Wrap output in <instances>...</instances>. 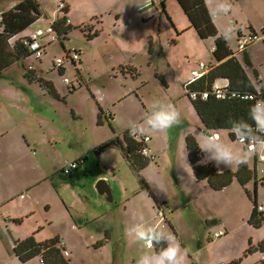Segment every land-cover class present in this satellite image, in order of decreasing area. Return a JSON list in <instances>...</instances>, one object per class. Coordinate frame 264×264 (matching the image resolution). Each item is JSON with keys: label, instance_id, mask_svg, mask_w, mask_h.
<instances>
[{"label": "crops", "instance_id": "1", "mask_svg": "<svg viewBox=\"0 0 264 264\" xmlns=\"http://www.w3.org/2000/svg\"><path fill=\"white\" fill-rule=\"evenodd\" d=\"M18 1L19 0L16 2ZM63 1L65 5H67L68 10L65 14L59 11L58 16L61 14L66 16L71 26H79L81 24L90 25L91 32L94 30H98V34L100 32L101 21H99L98 18L96 19L97 14L105 11H113L116 12V18L120 19L121 10L123 8H128L131 9L141 21H148L154 18L157 19L159 28H161L162 21H164L169 27L170 32L178 37L176 38L173 35L170 36L171 44H173V39H176V43H179L184 35L194 29L198 31V33L200 31L202 32V37L200 38L201 42L205 40L211 41L212 38V41L216 42L218 46H212L209 50L206 48L208 55L204 58L200 56L195 66H186L180 70L183 72V80L180 86L182 89L180 91L182 96H186L190 101L192 108L190 109L189 107V112L192 115L193 122L190 124L183 113V109L179 110L178 107L175 106L178 111H182L180 113V123L165 131H147V120L151 117L149 107H153L155 104H151L144 98V94L139 92V89L144 86L143 83L145 81L143 80H139L133 86H128V91L132 90L131 93H121L117 96L113 95L109 99L108 104H105L103 102L105 98L102 89L97 85H90L89 77L83 68L85 61L82 60V52L80 50L77 49L80 53L78 61H66L67 63H65V66L63 65L60 69L57 68L59 78L66 85L60 92L57 90L58 88H56L54 80L47 77V69H42L40 66L36 71L33 67L32 71L34 74H30L31 77L37 80L46 78L53 83V92H49L46 89L48 95L46 96L45 93L43 94L42 97L44 101L39 95L37 96L36 101L42 108L45 106L48 108L49 106H54L56 102L66 105L68 104V99L78 89H81L83 86L86 87L88 99L90 102H94V104H92L93 111L90 115L95 117L97 125L107 124L112 130L111 134L102 142L115 137L122 138L124 132L128 130L130 126L144 127L145 132L142 135L140 134V136H149L147 142L136 140L134 136L129 134V130L128 134L133 140L141 144V148L146 146L149 150L150 157L141 153L149 159V161L140 171L147 184V188L141 187L135 172H133L120 147L108 148L96 155L94 151L102 143L101 142L93 149L85 150L80 155L75 156L73 159L83 156L84 159L83 161L81 160L76 170L68 175H64L62 173L64 165L60 166L58 170H56L54 166L55 155L54 150H50V141L44 139L39 140L35 137L29 138L30 142L35 143L37 147L42 146L44 151H46L47 159L44 160V163L47 167L46 170H43L42 173L35 178L32 176L30 170L35 167V165H28V170L24 173L17 159H14L12 162L7 160L5 164L0 167V240L2 244L7 245V251H5L4 255L7 261L3 262L0 258V264H40L39 256L43 254V251H41L38 256L30 258L27 261L19 260L14 253L16 242L31 235H33L35 241L39 243H45L42 241L47 239H55L61 249L65 248L69 252V259L67 257L65 258L67 264H137L138 261L140 264H159L161 259H163L164 264H169L167 258L162 257V252L170 243L175 244L176 241L180 245V251L177 253L176 257L178 264H205V253L203 252L207 250L208 258L211 255V243L214 242L211 234L220 227H226L228 233L222 236L226 238L230 231L233 233V230L238 226L236 222H233V216L230 218L228 213L221 211L217 197L218 193H214L215 191H220L232 185L234 182H237L240 186V191H237L230 197V201L236 204H239L241 201L243 204V209L240 212V219L242 223L245 224V227L240 232L239 242H241L244 247L241 250L227 254L226 257L224 256L225 254L222 253L218 256V259H220L216 264H225V262L229 264V262L239 258L247 247L249 240L251 243L257 244L264 235L263 233L260 235L252 231L250 227H255L248 222L254 207V200L256 201L257 211L261 212L258 210L257 206L264 195L259 196L257 193L258 183L256 166L260 163L264 165V162L260 159L261 155H264V146L257 149L258 151H254L249 161L244 164L248 175H250V178L244 182L245 184H241L235 177L227 186L221 189H214L208 183V178L197 179L193 170V164L189 158L187 147V140L189 137L194 138L199 149H204L203 151L200 150L202 153V162L210 164L219 172L225 170L236 172L241 164L239 166H229L224 160L218 161L216 159L218 153L228 152L231 153L233 157H246L252 150H248L239 142L237 136L231 138L227 129H206L193 106L192 98H190L186 90H184V84L193 76V71L199 72L198 79L206 75L211 70V66L218 65L228 58L235 56L244 67H247V70L245 69L246 74L253 88L257 93H262L264 96V90L258 91L255 87V82H257L261 88H264V72H260L257 68L259 61L264 63V24L261 23L259 26H254L252 20H249L247 29H249L252 34L258 35L257 40L249 42L247 39L244 41L242 37H246L247 33L240 28L241 25H237V19L231 18L229 13H227L228 17L224 12L223 15L225 17L221 16L215 19L216 16L220 14H216L212 10L211 0H209V4L207 5L205 0H120L122 2V8L119 10L117 8L119 0H80V2H82V9L79 11L78 9L80 8L76 4V0ZM85 1L86 3L94 4L96 8L90 9L88 5L85 4ZM16 2L10 4L8 8L13 6ZM4 10L5 9L2 11ZM87 15L93 16L85 21ZM53 20L52 18L48 20L46 29L34 31L44 34V36H41L44 37L46 44L51 42V34L47 31ZM30 25H28V27ZM231 25L236 27L234 36L237 37V42L234 43L229 39L231 35L229 28ZM147 41L150 46V48H148L150 50L148 53L154 51L160 52V46L154 41L152 36H149ZM62 48L65 53L70 51L64 46ZM187 50L186 57L189 60L195 52H190L188 48ZM45 54L46 46L44 45L42 56ZM42 56L38 59L39 61H41ZM83 56L85 55L83 54ZM241 56L243 62L240 59ZM57 57H60V54H56V58ZM19 62L20 61L14 63L5 70L7 71L13 68L12 76H14L15 79H19V77L24 78L25 71L27 70L26 66L28 64L22 62L20 66L23 67L22 64H25L26 70L17 72L18 70L14 66ZM200 62H203L207 67L200 69ZM122 65L126 67L122 68ZM69 67L72 69L71 71L68 70ZM107 72L110 78L117 79L118 77H122L124 80L131 78L132 83H134V78L137 79L139 77L133 65L119 63L118 61L110 65V67L107 68ZM64 73H75L76 80L69 77V83L64 82V78L68 77L67 75L63 77ZM25 77L29 82L35 80L29 79L27 76ZM154 77L163 88H168V81L164 73L156 70L154 71ZM216 84H229V80L226 78H217L213 81L212 85ZM27 94L26 106L30 107L33 103L32 94L29 92ZM130 94H133L132 97L140 108V113H143L145 117L142 116L137 119L134 117V113L131 116L129 115L121 126L122 131L116 132L112 127V124L115 126L118 124L116 108L120 103H123L129 98L131 96ZM259 106L256 105V107ZM98 110L101 111L99 116H97ZM126 112L129 114L131 111L127 110ZM140 113L139 116H141ZM127 114L125 115L127 116ZM79 115L83 117L84 112H79ZM261 118V124L259 120L256 119L258 127H264V118L262 116ZM39 119L45 124L50 120V117L43 114ZM172 131H174V134H172ZM221 131H225L226 135L222 136V133H220ZM5 133L6 131L0 134L4 136ZM18 135L20 137L19 140H8L1 137L0 146L4 147L7 153H12L14 155L16 152L14 147H21L24 145V142H27V136L24 131L22 135L18 131ZM8 142H11V145L8 144ZM261 143H264V141H261ZM233 145H235V147H233ZM10 146L11 149H8ZM110 153L116 154V156L124 162L127 168V177L130 179L129 172H131L138 185L133 186L130 181L125 183L123 178L124 173L120 175V172L116 171L114 162L111 164L107 162ZM89 158H91L94 163H97V167L95 168L98 169L97 173L93 172V174H91L92 180L90 183L88 181H81L82 177H87L88 173L92 171V168L85 166V162L89 161ZM217 164L219 168L215 166ZM57 173L59 174L58 179H56ZM134 180L131 179V181ZM38 181H46L48 185L42 190H38L37 193V191L33 189V186ZM261 181L263 183L264 178ZM156 185H159L160 189ZM143 194H147L149 199L147 200ZM29 197L33 202L35 201L34 197L40 199L39 211L43 209L47 210L50 208L51 203H56L57 199L61 200L63 205L59 215L67 213L69 217L71 216L70 219L56 221L53 217L49 218L47 223L49 226V236L41 240L40 234L46 230V227L39 226L40 229H43L36 233L37 226L25 225L27 219L30 217L28 210L26 208H23V210H15V207H18L16 199H29ZM160 202L164 203L167 207L165 216L168 223L166 227H164L165 225H163V222L157 220L155 207ZM10 203H12L11 209L4 210V207ZM24 205L26 207L29 206L28 203H24ZM71 205L81 208L84 212L87 211L86 217L76 220L70 212ZM88 210L90 211L88 212ZM147 212H155V217H146ZM103 221H105V223ZM157 223L160 227L158 228L160 231L158 233L164 235L167 242L166 247L161 252H157V239L152 238V245L148 246L146 241L140 239L138 236V232L140 231H144L145 233L151 231L152 234L155 233ZM144 225L146 227H144ZM228 226L231 227V230ZM20 228H24V230L18 232ZM165 228H167V230H165ZM247 228L249 229L247 230ZM169 234L174 237L176 241L173 240ZM222 237L215 241L222 242ZM258 254V256L253 257L250 259V262L246 264H253L264 259V254L260 252ZM62 256L64 257L63 254ZM47 263H49V260Z\"/></svg>", "mask_w": 264, "mask_h": 264}, {"label": "rangeland", "instance_id": "2", "mask_svg": "<svg viewBox=\"0 0 264 264\" xmlns=\"http://www.w3.org/2000/svg\"><path fill=\"white\" fill-rule=\"evenodd\" d=\"M16 1L17 0H0V12L3 9L8 8L10 4ZM38 1L40 3V11L42 12L41 17L28 28L24 29L20 36L21 41L23 42V39L29 34H36L39 41L42 43V54L44 51V45L46 46V54L43 56L41 54V61L38 60L41 56L37 58L35 55H31L27 57V59L20 60V62L14 66L18 70L17 72L25 71V64H28V68L31 70L34 67L36 71L41 66L42 69L48 70L47 77L54 80V84L56 85V88H58L57 90L59 92L62 91V88L66 85L59 78L57 68L55 69L53 61L56 59V54H60V57L65 58L63 64L64 66L65 63H67L66 61H70L67 53H65L61 46L60 42H63V46L66 49L72 50V48H75L82 52V60L85 61L83 68L89 77L90 85H97L102 89L105 98L103 102L105 104H108L109 99L113 95L117 96L121 93H131L132 90L128 91V86H133L139 80H143L145 81L143 83L144 86L139 89V92L144 94V98L147 101L151 104H155V106L149 107L151 117L148 120L153 118L155 113L167 109L166 107H168V103H171L174 107H178L179 110L183 109L185 117L189 123L192 124L193 119L191 113L189 112V107L190 109L192 108L190 101L186 96H182L180 91L182 89L180 86L183 80V72L180 70L186 66H195L200 56L204 58L208 55L206 48L209 50L212 46L217 47L218 44L213 42L212 38L211 41L205 40L201 42L200 38L202 37V32L200 31L198 33V31L193 29L184 35L180 39L179 43L171 44L170 36H175V34L170 32L169 27L164 21H162L161 28H159L157 19L154 18L148 21H141L131 9L123 8L121 10L120 19L116 18V12L113 11H105L97 14L98 20L101 21L100 32L91 40L85 38V34L81 32L78 26H72L67 33V38L62 41L56 38L54 36L56 33L49 28L47 32L51 34V42L46 44L44 37H42L44 34L41 32V34H39L34 31L46 29L48 26V20L50 18L56 19L58 17V10L61 5V1ZM76 4L80 8L78 11L81 10L82 2H80V0H76ZM85 4L88 5L90 9L96 8V6L92 3H86L85 1ZM230 4L232 5L231 10L229 12H225L224 9ZM117 8L118 10L122 8V2L120 0ZM211 8L216 14H220L216 16L215 19L224 16V12L227 17V13H229L231 18L237 19V25H241L240 28L247 33L246 36L251 34L249 29H247L249 20H252L254 26H259L261 23L264 24V0H232V2L231 0H211ZM60 16H62V14ZM92 16L93 15H87L85 21L92 18ZM149 36H152L154 41L159 44L160 52L154 51L152 53H148L150 51L148 49L150 48L149 42L147 41ZM230 41L232 43L237 42V37L234 36ZM249 42H253V40ZM187 48L190 52H195L189 60L186 57V52H188ZM83 54L85 56H83ZM240 59L243 62L242 56ZM117 61L119 63L131 64L136 68L139 77L137 79L134 78V83H132L131 78L124 80L122 77H118L117 79L109 77L107 68H109L110 65L115 64ZM22 62L25 63L22 64L23 67L20 66ZM125 67V65H122V68ZM257 68L263 73L264 63L259 61ZM245 69L247 70L246 66ZM12 70L13 68L4 71L0 76V133L6 131L4 136L0 134V140L1 137L8 140H19L20 137L18 135V131L21 135L24 131L27 136V142H24L23 140V146L14 147L16 149L14 155L12 153H7L5 148L0 146V167L5 164L7 160L12 162L14 159H17L19 160L24 173L27 172L28 165H35V167L30 169L32 176L35 178L40 175L43 170H46L47 166L44 163V160L47 159V153L44 151L42 146L37 147L35 143L30 142L29 138L35 137L39 140L44 139L50 141V150L53 149L55 155L54 166L56 170H58L60 166L64 165V168L73 160L79 161L80 157L76 159L73 158L80 155L85 150L93 149L111 134L112 130L107 124L97 125L95 117L90 115L93 111L92 104H94V102H90L88 99L86 87L83 86L81 89H78L68 99V104L66 105L56 102L54 106H49V108L45 106L42 108L36 99L39 95L44 101L42 97L43 94L45 93L46 96L48 95L45 89L46 84L39 80L29 82V80L25 77L24 72V78L19 77V79H15V77L12 76ZM68 70L71 71L72 69L69 67ZM156 70L165 74L168 81V88H163L159 81L154 77V71ZM31 72V75L34 74L33 71ZM66 75L68 76L67 78L70 77L71 79L76 80L75 73H64L63 77ZM185 84H187V82ZM255 87L258 91L264 90V88H261L257 82H255ZM28 92L32 94L33 101L30 107L26 106V96H28ZM130 95L131 96L129 98H127L123 103H120L116 108L118 114V124L117 126L112 124V127L116 132L122 131L121 126L125 122L126 117L129 115L131 116L134 113V117L137 119L143 116V113H140V108L137 106L135 99L132 97L133 94ZM127 110L131 112L127 114ZM79 112H84L83 117L79 115ZM179 112L181 113L182 111ZM139 113L141 116H139ZM43 114L50 117V120L45 124H43L39 119ZM125 114H127V116ZM261 116L264 118V100H261V106L257 107V117ZM259 122L261 124L260 120ZM220 133H222V136L226 135L225 131H221ZM172 134H174V131H172ZM8 144L11 145V142H8ZM258 146L261 148L264 146V143H258ZM233 147H235V145H233ZM8 149H11V146L8 147ZM107 162L110 164L114 162L116 171H119L120 175L121 173H124L123 178L125 183L130 181L133 186L138 185L131 172H129L130 179L127 177V168L124 162L120 160L116 154L110 153ZM85 166L92 168V171L88 173L87 177H82L81 181H88L90 183L92 180L91 174H93V172H98V169L95 168L97 167V163H94L92 159L89 158V161L85 162ZM263 167V163L257 164L256 166V177L258 183L257 193L259 196L264 195V181L263 183L261 181L264 178V174L262 172ZM58 178L59 174L57 173L56 179ZM131 179L134 181H131ZM47 183L48 182L46 181H38L34 184L33 189L38 193V190H42L48 185ZM237 191H240V186L237 182H234L232 185H229L220 191L214 192L218 193L217 197L221 211L228 213L230 218L233 216L232 220L233 222H236L238 226L233 230V233L230 231L226 238L222 237V242L215 241L217 239L212 238L214 242L211 243V255L207 258V250L203 252L205 253V264H216L220 259H218V256L222 253L225 254L224 256L226 257L227 254L241 250L244 247L243 244L239 242L240 232L245 227V224L242 223L240 219V212L243 209V204L241 201L239 204L230 201V197H232ZM143 195L147 200L149 199L147 194ZM34 199V202L30 199V197L29 199H16L18 207H15V210H23V208L28 210L30 217L27 219L25 225L37 226L36 233L43 229H40L39 226L46 227V230L40 234L41 240H44L49 236V226L47 225L49 218L53 217L57 221L66 220L68 218L70 219L71 216L69 217L67 213H65L66 215H59L63 205L61 200L57 199L56 203H51L49 209L39 211L40 199L37 197H34ZM24 203H28L29 206L26 207ZM160 203H158L155 207L157 220L163 222V225H165L164 227H166V224L168 223L167 220H165V218L161 219L158 217ZM11 205L12 203L7 204L4 207V210H10ZM89 211L90 210H88V212ZM70 212L76 220L83 219L87 214V211L84 212L81 208L74 205H71ZM146 217H155V212H147ZM103 222L105 223V221ZM144 227L146 226L144 225ZM158 228L160 227L157 223L155 229L160 232ZM228 228L231 230L230 226H228ZM250 228L252 231L260 235L261 233L264 234V225ZM248 229L249 228H247V230ZM23 230L24 228H20L18 232ZM165 230H167V228H165ZM49 240L47 239L42 242H48ZM56 247L60 248L58 245H56ZM5 251H7V245L2 244V241L0 240V258L3 262L7 261V258L4 257ZM60 251L63 254V251H67V249L60 248ZM258 253L259 252L256 251L246 255L239 261L238 264L249 263L250 259L259 255ZM66 257L68 258V255L64 256V258ZM225 264H228V262H225Z\"/></svg>", "mask_w": 264, "mask_h": 264}, {"label": "trees", "instance_id": "3", "mask_svg": "<svg viewBox=\"0 0 264 264\" xmlns=\"http://www.w3.org/2000/svg\"><path fill=\"white\" fill-rule=\"evenodd\" d=\"M67 10V5L61 0V5L59 6L58 11L65 14L67 13ZM41 15L42 12L40 11V6L37 0H19L13 6L0 13V76L14 63L34 55V51L23 44L20 35L28 25L37 20ZM70 28H72V26L67 21V17L63 15L54 19L50 25V29L56 33L54 36L61 41L67 38V33ZM78 28H80L81 32L85 34L86 39H90L98 34V30L91 32V26L87 24H81ZM172 42L175 44L176 39H173ZM60 43L63 47L64 43ZM72 50L79 53L75 48H72ZM26 68L25 76L29 79H35L31 77L30 73H32V70L28 68V65ZM217 78L228 79L229 85L233 89L254 92L259 97L264 98L262 93H257L253 88L251 81L246 74L245 67L235 56L228 58L218 65L211 66V70L206 75L185 84V86L189 89L210 88L213 81ZM39 81L46 84L45 89L49 92H53V83L51 80L41 78ZM191 100L199 119L206 129H227L231 138H235V136L238 135H244L248 139H254L258 142L264 141V127H258L256 124L257 107L254 100H220L212 96L207 99L197 98ZM100 113L101 111L98 110L97 116H99ZM249 125H251V127H249ZM112 147H120L122 149L125 158L133 172H135L141 187L147 188V184L140 171L148 164L149 159L141 154V144L133 140L129 136L128 130H126L122 138L115 137L102 142L95 149L94 153L98 155ZM187 147L196 178H208V183L214 189H221L227 186L235 177L241 184H245L244 182L250 178L244 164H241L236 172L229 170L219 172L210 164L203 163L202 153L194 138H188ZM83 159L84 156L80 157V160L83 161ZM166 210L167 207L165 206L164 211ZM164 218L167 220L166 217ZM248 222L254 227L264 225L263 212L257 211L255 200ZM153 236L158 241L157 252H161L167 245L166 238L164 235L159 234L158 230H155ZM55 243V239L45 243H39L35 241L33 235H31L16 242L14 253L19 260L27 261L30 258L38 256L41 251H43L41 256L43 257L45 264H67L66 259L60 252V248L56 247ZM256 251L264 254V235L257 244H253L249 240V243L241 256L231 261L229 264H238L246 255ZM48 260L49 263H47ZM253 264H264V259Z\"/></svg>", "mask_w": 264, "mask_h": 264}, {"label": "built area", "instance_id": "4", "mask_svg": "<svg viewBox=\"0 0 264 264\" xmlns=\"http://www.w3.org/2000/svg\"><path fill=\"white\" fill-rule=\"evenodd\" d=\"M245 41V39H247L248 41H255L258 39V35L256 34H250L249 36L246 37H242ZM23 44L30 47L31 50L34 51V55L35 57H40L42 54V43L39 41L38 36L34 33L29 34L27 37H25L23 39ZM79 56L80 54L74 50H70L68 51V58L70 59V61L75 62L79 60ZM64 59L63 57H57L54 61V66L56 68H62L63 64H64ZM199 67L200 69H204L207 67V65H205L203 62L199 63ZM199 76V72L197 71H193V76L187 81V84L196 80L197 77ZM64 82L69 83V79L66 77L64 78ZM185 90L187 92V94L189 95L190 98L192 99H197V98H201V99H207L209 97H215L216 99H220V100H231V99H246V100H254L255 104L257 106L261 105L257 104V101L263 100L262 97H259L256 93L254 92H250V91H239L238 89H233L230 87V85L228 84H224V85H212L210 88H203V89H189L185 86ZM134 138L138 141H145L147 142L149 140V136H144L141 137L140 134H137L136 136H134ZM237 140L239 142H241L248 150H253V145L255 146L256 149H259L258 142L254 139H248L246 136L243 135H238L237 136ZM251 141V143H250ZM141 153L143 155L149 156V150L146 146H143L141 148ZM150 157V156H149ZM261 161L264 162V155H261L260 157ZM79 166V161L78 160H73L71 162H69L63 169L62 172L66 175H68L69 173H71L72 171H74L75 169H77ZM263 173H264V167L262 169ZM258 210H260L261 212L264 211V196L260 199V203L258 204ZM159 212L158 215L161 219H164L165 215H166V211L165 210V204L164 203H160L159 205ZM228 233L227 228L226 227H220L219 229H217L216 231H214L212 233V238L213 239H218L222 236H225ZM149 239H151V244H147L148 246L152 245V238L149 237ZM56 245H58V243H56ZM63 255L67 256L68 252L67 251H63ZM39 263L40 264H45L43 257H39Z\"/></svg>", "mask_w": 264, "mask_h": 264}, {"label": "clouds", "instance_id": "5", "mask_svg": "<svg viewBox=\"0 0 264 264\" xmlns=\"http://www.w3.org/2000/svg\"><path fill=\"white\" fill-rule=\"evenodd\" d=\"M206 5L209 4V0H205ZM232 8V5H228L224 11L225 12H229ZM211 16V13H210ZM229 32H230V40L234 37L235 32H236V27L234 25H231L229 28ZM260 101H257V104H260ZM257 120L262 119L261 117H256ZM180 123V112L171 104L168 103V107L167 109L161 110L157 113L154 114L153 118H151L150 120L147 121L148 124V129L147 131H165L175 125H178ZM249 127H251V125H249ZM129 130V134L132 136H136L137 134H144L145 129L143 126H137V127H128ZM200 143V142H199ZM210 143V141H209ZM251 143V141H250ZM201 151H203L204 149L201 148ZM254 151H258L255 146L253 145V150L251 153H249L246 157H233V155L231 153L228 152H223V153H218L216 156V159L219 160H224L228 163L229 166H239L240 164H246L249 159L251 158L252 154ZM81 162V160L79 159V163ZM217 168H219V165H215ZM70 174V173H69ZM158 188L160 189L159 185ZM170 235V234H169ZM138 236L140 239H143L146 241L147 244H151V239H149V237L151 238H155L152 234L151 231H149L148 233H145L144 231H140L138 232ZM170 237L175 240L174 237H172L170 235ZM176 241V240H175ZM180 251V245L179 243L176 241L175 244H169V246L162 252V257H166L169 264H178L176 257H177V253ZM40 257V256H39ZM42 257V256H41ZM137 264H140V262L138 261ZM159 264H164L163 259H161V261L159 262Z\"/></svg>", "mask_w": 264, "mask_h": 264}, {"label": "bare ground", "instance_id": "6", "mask_svg": "<svg viewBox=\"0 0 264 264\" xmlns=\"http://www.w3.org/2000/svg\"><path fill=\"white\" fill-rule=\"evenodd\" d=\"M68 252V251H67ZM68 255H69V253H68Z\"/></svg>", "mask_w": 264, "mask_h": 264}]
</instances>
